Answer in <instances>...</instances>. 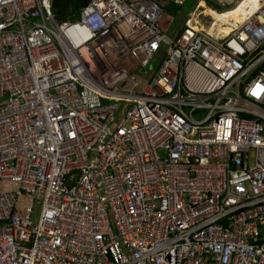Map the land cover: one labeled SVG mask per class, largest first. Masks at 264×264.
I'll return each mask as SVG.
<instances>
[{"label":"built area","instance_id":"built-area-1","mask_svg":"<svg viewBox=\"0 0 264 264\" xmlns=\"http://www.w3.org/2000/svg\"><path fill=\"white\" fill-rule=\"evenodd\" d=\"M185 1L0 0V264H264V0Z\"/></svg>","mask_w":264,"mask_h":264},{"label":"rangeland","instance_id":"rangeland-1","mask_svg":"<svg viewBox=\"0 0 264 264\" xmlns=\"http://www.w3.org/2000/svg\"><path fill=\"white\" fill-rule=\"evenodd\" d=\"M196 1L197 0H186L184 5L181 7V10H180V12L178 14H177V12H174L173 14H171L173 22H172V24L170 26V29L167 32V37L168 38L173 40L182 31V29L184 27V21L188 18V15L192 12ZM202 1L205 3V5L208 2H210L211 4H214L211 8H215V11L209 9L210 11L217 12V13H222V12H225L227 10L232 9L236 5V3L239 2L240 0H231V2H227V4L224 7L218 6L216 0H202ZM202 1H200V4H199L200 7L205 6ZM198 3L196 4V9L197 10L204 9L201 12V15L203 16V12L206 9H208V7L207 8H204V7L200 8L198 6ZM200 19H201V22L197 25V27L199 29H201L202 25H203L205 30H207V29L209 30L210 29V25L212 23L211 19L210 18L207 19V16L200 17ZM192 20H194L196 22V17L194 19H192ZM215 25L219 26L220 24L217 23ZM216 28H217V26H213V28L211 30L216 32V30H217ZM161 51L162 52L164 51V47L161 49ZM159 64H160V60H156V61L153 62L152 67H151L153 72H155L157 70V67L159 66ZM38 213H39V206L34 204L33 207H32V215H31V218H30L32 223H36L37 217H38Z\"/></svg>","mask_w":264,"mask_h":264},{"label":"bare ground","instance_id":"bare-ground-1","mask_svg":"<svg viewBox=\"0 0 264 264\" xmlns=\"http://www.w3.org/2000/svg\"><path fill=\"white\" fill-rule=\"evenodd\" d=\"M257 2L258 0H240L239 2L236 3V5L232 9L222 13L212 12L209 9H206L203 12V17L208 16L214 21V23L210 26V30L213 28V26H217L216 38L222 39L230 33L234 24L238 25L244 21L246 10L248 9L254 10L257 6ZM198 13L199 12L194 14L192 13L189 19V23L190 24L193 23V25L197 29H199L197 25L200 23L199 21L201 20L200 17H197ZM195 17H197V19L200 20L198 21L196 19L197 21L195 22L194 20H192ZM229 21H232V24H230ZM217 23H219L220 25L219 26L215 25Z\"/></svg>","mask_w":264,"mask_h":264},{"label":"trees","instance_id":"trees-1","mask_svg":"<svg viewBox=\"0 0 264 264\" xmlns=\"http://www.w3.org/2000/svg\"><path fill=\"white\" fill-rule=\"evenodd\" d=\"M88 1L89 0H52L51 11H52V14L55 16L56 20L60 22H63L66 20L72 21L78 17L79 9L82 6L86 5ZM198 1H201V0H197L194 7L196 6ZM213 5L214 4H211L210 2L206 3V7L215 11V8H211ZM181 7H175L173 5H166L164 7V11L170 15L173 14L174 12H177L178 14L181 10Z\"/></svg>","mask_w":264,"mask_h":264},{"label":"crops","instance_id":"crops-1","mask_svg":"<svg viewBox=\"0 0 264 264\" xmlns=\"http://www.w3.org/2000/svg\"><path fill=\"white\" fill-rule=\"evenodd\" d=\"M199 4H200V2L198 3V6H199ZM199 7H200V6H199ZM203 7H204V8H207V7H205V6H202V7H200V8H203ZM202 10H204V9H199V10H197V9L195 8L193 14L199 12V13L197 14V17H200ZM197 17H196V19H197ZM204 17H205V16H204ZM207 18H208V16H207ZM197 20H198V19H197ZM197 20H196V21H197ZM199 20H200V19H199ZM199 20H198V21H199ZM199 22H201V20H200Z\"/></svg>","mask_w":264,"mask_h":264},{"label":"clouds","instance_id":"clouds-1","mask_svg":"<svg viewBox=\"0 0 264 264\" xmlns=\"http://www.w3.org/2000/svg\"><path fill=\"white\" fill-rule=\"evenodd\" d=\"M201 1H202V0H201ZM198 2H200V1H198ZM198 2H197V3H198ZM202 2H203V1H202ZM204 5H205V4H204ZM180 7H181V6H180ZM195 7H196V6H195ZM195 7H194V8H195ZM205 7H206V5H205ZM194 8H193V9H194ZM208 9H209V8H208ZM210 10H211V9H210ZM184 22H185V21H184Z\"/></svg>","mask_w":264,"mask_h":264}]
</instances>
